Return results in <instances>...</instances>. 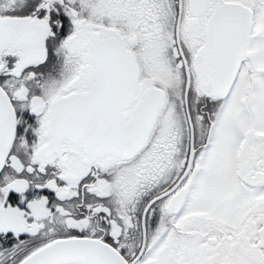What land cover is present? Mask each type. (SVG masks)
<instances>
[{"label": "snow or ice", "instance_id": "6c2138e0", "mask_svg": "<svg viewBox=\"0 0 264 264\" xmlns=\"http://www.w3.org/2000/svg\"><path fill=\"white\" fill-rule=\"evenodd\" d=\"M0 264H264V0H0Z\"/></svg>", "mask_w": 264, "mask_h": 264}]
</instances>
